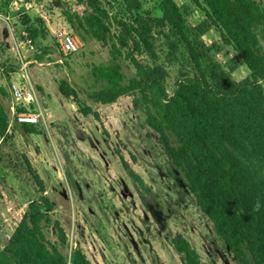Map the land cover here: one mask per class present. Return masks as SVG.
<instances>
[{
	"label": "rangeland",
	"instance_id": "obj_1",
	"mask_svg": "<svg viewBox=\"0 0 264 264\" xmlns=\"http://www.w3.org/2000/svg\"><path fill=\"white\" fill-rule=\"evenodd\" d=\"M140 1L143 14L161 16L158 0ZM175 1L185 9L188 26L197 28L209 21L204 5L195 0ZM255 1L264 7V0ZM14 2L17 6H12ZM103 4L111 22L127 17L122 13V0H103ZM86 11L87 6L77 0H0L1 15L9 17L0 18V100L8 110L40 106L45 115L39 125L29 126L16 123L10 114V128L0 144V250L29 203L46 196L55 208L52 218L65 229L70 246L81 248L92 264H187L173 243L181 237L197 250L201 264H239L146 125L143 111L134 107L133 96L124 95L111 104L93 98L102 84L94 71L108 66L112 56L109 46L94 39L81 41L65 16H81ZM43 16L52 18L55 33L66 31L75 38L80 47L77 53L61 51ZM111 30L116 31L115 24ZM157 39L172 94L182 56L171 62L169 41ZM202 40L227 71L238 67L232 73L236 81L250 76L215 27ZM180 51L187 56L181 44ZM139 59L150 63L146 55ZM120 62L126 77H134L131 61L123 58ZM27 80L37 91V105L17 104L12 99L11 84ZM63 80L100 115L101 122L93 115L84 116L72 99L62 95ZM122 159L143 184L129 173ZM48 236L57 240L53 229Z\"/></svg>",
	"mask_w": 264,
	"mask_h": 264
},
{
	"label": "trees",
	"instance_id": "obj_2",
	"mask_svg": "<svg viewBox=\"0 0 264 264\" xmlns=\"http://www.w3.org/2000/svg\"><path fill=\"white\" fill-rule=\"evenodd\" d=\"M158 1L159 17L143 14L140 0H122L127 17L113 22L103 0H77L89 11L74 17L66 13L81 41L94 39L110 48L111 63L94 71L102 84L93 98L111 104L132 95L134 107L145 114L146 125L182 173L225 247L239 264H264V7L255 0H195L204 5L209 21L192 28L175 0ZM214 27L239 63L247 66L248 78L236 81L232 73L238 67L227 71L212 58L202 37ZM158 37L169 41L171 62L182 56L172 94L167 87L170 73L160 62ZM180 44L187 56L181 55ZM145 55L150 63L139 59ZM123 58L134 66V77L123 73ZM60 91L84 116L93 115L101 122L67 81L60 83ZM10 114L0 100V144L9 131ZM257 198L260 211L253 210ZM54 210L46 196L30 202L0 250V264H92L81 248L70 246L65 229L52 218ZM52 229L55 242L48 236ZM173 243L187 264H201L199 253L186 239Z\"/></svg>",
	"mask_w": 264,
	"mask_h": 264
},
{
	"label": "built area",
	"instance_id": "obj_3",
	"mask_svg": "<svg viewBox=\"0 0 264 264\" xmlns=\"http://www.w3.org/2000/svg\"><path fill=\"white\" fill-rule=\"evenodd\" d=\"M54 35L60 45L61 51L65 55L75 54L79 51L80 47L75 38L68 32L59 31ZM23 68H25L24 63ZM28 80L26 82L18 81L11 84L10 93L14 103H21L23 105L34 103H36V105L38 104L37 91L34 88V85H32ZM10 112L16 123L20 125L37 126L45 119L44 111L40 108V106H38L37 110L26 106L16 109L15 106H12L10 107Z\"/></svg>",
	"mask_w": 264,
	"mask_h": 264
},
{
	"label": "crops",
	"instance_id": "obj_4",
	"mask_svg": "<svg viewBox=\"0 0 264 264\" xmlns=\"http://www.w3.org/2000/svg\"><path fill=\"white\" fill-rule=\"evenodd\" d=\"M17 4H18V2H14V3L12 4V6H13V5L17 6ZM52 17H54V16H52ZM0 18H1V20H3V19H8L9 17H4V16H2L1 13H0ZM43 18H44L43 20H45V22H46L45 24H46L47 26H49V28L52 30L53 27L51 26V22H50V21H52V18H51V20L48 19V17L46 18V17L43 16ZM49 20H50V21H49ZM53 23H54V22H53ZM45 30H46V34H48V33L50 34V31H49L48 29L45 28ZM52 32H53V34H54V33H55V30H52ZM54 37H55V35H54Z\"/></svg>",
	"mask_w": 264,
	"mask_h": 264
},
{
	"label": "clouds",
	"instance_id": "obj_5",
	"mask_svg": "<svg viewBox=\"0 0 264 264\" xmlns=\"http://www.w3.org/2000/svg\"><path fill=\"white\" fill-rule=\"evenodd\" d=\"M260 208H261L260 199L257 198L256 201L254 202L253 210L254 211H260Z\"/></svg>",
	"mask_w": 264,
	"mask_h": 264
},
{
	"label": "water",
	"instance_id": "obj_6",
	"mask_svg": "<svg viewBox=\"0 0 264 264\" xmlns=\"http://www.w3.org/2000/svg\"><path fill=\"white\" fill-rule=\"evenodd\" d=\"M53 233H55V229H53Z\"/></svg>",
	"mask_w": 264,
	"mask_h": 264
}]
</instances>
